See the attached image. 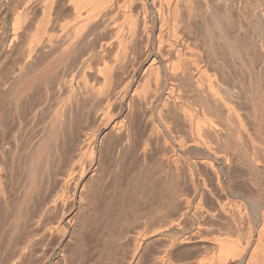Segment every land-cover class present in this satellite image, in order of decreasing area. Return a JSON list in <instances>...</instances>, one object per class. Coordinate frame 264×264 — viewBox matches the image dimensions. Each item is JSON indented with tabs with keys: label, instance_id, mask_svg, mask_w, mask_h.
Instances as JSON below:
<instances>
[{
	"label": "bare ground",
	"instance_id": "obj_1",
	"mask_svg": "<svg viewBox=\"0 0 264 264\" xmlns=\"http://www.w3.org/2000/svg\"><path fill=\"white\" fill-rule=\"evenodd\" d=\"M61 1L41 0L40 17L34 20L35 32L31 34L32 38L26 39L28 45H24V53L27 52V56L24 53L23 56L28 59L35 53L37 68L32 70V64H24L28 61L22 56L25 62L21 61L23 64L19 63V68L16 66V74L12 72L16 84L7 87L13 79V74H9L12 78L6 81L9 85L4 83L0 87L5 93L3 98L0 96L2 111L5 112L4 105L10 108L9 115L0 112V196L6 194L3 190L9 185L3 182L4 177L10 175L17 179L20 177L15 174L20 172L26 181L21 178L25 182L20 188L23 193L19 194L23 202L19 200L26 203L31 197L30 204L33 202V209H30L33 211L25 209L29 212L25 215L20 206L21 215H17L22 219V212L25 213L23 216L32 213L28 219L30 228L23 223L25 217L18 225L23 223L22 232L29 229L25 230L26 235L23 233L25 236H19L22 232L17 230L12 232L14 220L10 222L12 233L9 235L17 233L13 239L24 237L22 246L13 244L15 249L11 245L13 241L9 242L14 250H10L13 252L11 259L21 258V262L28 254L27 250L33 249L48 232L63 231L61 239L62 233L60 236L56 233L59 241L77 237V229L87 224H80L78 220H85L88 213L84 210L92 207L89 206L92 203L90 196L96 195L95 185L103 181L106 185L105 180L111 176L110 183H115L114 175L116 171L119 173L120 165L121 170H125L126 161L130 168L134 161L137 165L132 171L145 174L142 176L145 181L139 177L145 187L135 177L141 187L136 180L137 187H134L135 182L129 179L133 175L131 171L128 178L133 181L131 188H145V193L152 196L159 190L156 195L161 197L156 200L155 195L159 203L153 209V202L148 201L150 196L142 194L143 189L140 192L133 189L139 196L145 195V203H150L143 207L150 209L144 210L147 212L144 214H150L149 221L152 220L151 210L157 211V220L155 214L153 217L157 225L155 223V229L148 233L149 237L186 221L194 223L197 229L182 236L168 234V239L162 236L168 240L166 249L162 247L164 251L162 253L161 249L162 254L158 256H155L156 252L151 263L146 258L148 264H183L178 260L180 258H174V251L196 242L213 244L215 252L190 264H235L237 261L264 264V0H63L66 2L63 4L62 1L63 6ZM28 3L27 6L24 3V8L30 5ZM25 18L21 13L13 17L9 47L24 35L18 30L26 22ZM25 25L22 28L25 29ZM26 30L23 31L25 34ZM27 68L29 72L35 69L37 83L31 82L34 78L27 75L28 71L25 73ZM24 78L32 80L25 83ZM32 90L37 93H30ZM10 117L16 123L9 133L6 129L11 124ZM102 139H107V143ZM18 180L17 184L20 183ZM3 186L6 187L3 189ZM187 191L192 196H188ZM207 195L210 205L213 198V207H207V203V206L202 205ZM192 197L197 199L193 206L190 204ZM139 199L135 200L139 203ZM137 205H133L134 214L139 211L135 208ZM27 206L30 207L29 203ZM190 206L193 207L190 215L194 219L188 220ZM140 210L141 215L143 209ZM174 210L178 213L176 217L172 213L175 214ZM249 210L253 213L261 211L259 220L256 219L259 221L257 238L250 250L254 222L249 219ZM159 214L160 219L165 218L166 222L162 220L165 224H158ZM80 215L84 217L79 219ZM140 215L136 216L145 219L143 213ZM47 216L58 218L55 223L49 222L50 225L46 223ZM145 217L147 219V215ZM64 223L70 225L69 230H65L69 225ZM243 224L249 228L244 238L238 233ZM209 226L216 227V231ZM232 227L236 230L235 236L231 234L235 232ZM203 229L206 232L202 233ZM148 234L142 233L135 238V247L131 246L134 253ZM73 237L75 242L81 236L76 240ZM147 240L145 244H148ZM64 245L61 252L66 250ZM61 252L58 253L65 260L67 255L65 257L66 253ZM142 259L140 262L145 261ZM6 260L5 263L12 264L9 257ZM12 262L15 261L12 259Z\"/></svg>",
	"mask_w": 264,
	"mask_h": 264
},
{
	"label": "rangeland",
	"instance_id": "obj_2",
	"mask_svg": "<svg viewBox=\"0 0 264 264\" xmlns=\"http://www.w3.org/2000/svg\"><path fill=\"white\" fill-rule=\"evenodd\" d=\"M29 1V0H28ZM28 1L26 0V2L28 3ZM63 1V0H62ZM62 1H61V5H62ZM26 2H25V0H0V43H2V45H3V47H2V45H1V51H0V87H2V84H4V83H6L5 85L7 86V85H9V81H11L9 78H11V77H9V74H13L12 72H15V74H16V72H17V69L20 67H18V65H19V63L21 62V61H24V59L26 58V56H27V52L26 53H24L25 51V49H24V45L26 46V44L28 43L27 41H28V38H29V36H30V38H32V36H31V34L33 33L34 34V32H35V30H34V28H35V25H36V21H34V20H37L38 19V17H40V13H41V0H30L29 1V3H30V5H29V3H28V7L27 8H24V3H25V5H26ZM41 3V4H40ZM66 4V2H64L63 1V4ZM27 6V5H26ZM25 6V7H26ZM63 6V5H62ZM61 6V10H63V8L64 7H62ZM27 9H29V10H27ZM25 10H27L26 12H27V14L25 15L24 13H26L25 12ZM18 13H21L22 15H24L26 18H25V21L26 22H24V23H26V24H29V28L23 23V25H21L22 27L25 25V29L24 28H22V27H20V31L18 30V32L19 33H24V35L22 34V37H21V35H20V38H18V39H15V43L13 42V43H11V45H10V47L8 46V43H9V38H11V35H10V32L12 31V30H10L11 29V25H10V23L12 22V20H13V17L16 15V14H18ZM29 13V14H28ZM30 18H31V21H30ZM27 19V20H26ZM35 23V24H34ZM32 25V26H31ZM34 25V26H33ZM30 26H31V29H30ZM33 27V28H32ZM50 27H52L51 25H50ZM24 29V30H22V29ZM26 28L27 29H29V30H26ZM27 31L26 32V34H25V32H23V31ZM30 31V32H29ZM32 31V32H31ZM29 34V35H28ZM10 35V36H9ZM6 36V37H5ZM9 36V37H8ZM19 37V36H18ZM3 39V40H2ZM25 39V40H24ZM26 39H27V41H26ZM17 40V41H16ZM2 41V42H1ZM24 41V42H23ZM26 41V42H25ZM29 41H30V39H29ZM4 42V43H3ZM22 42V43H21ZM7 43V44H6ZM23 43H25V44H23ZM28 45V44H27ZM22 46V47H21ZM23 48V49H22ZM26 51H27V49H26ZM23 53H24V55H26V56H23ZM34 55H35V53H34ZM34 55L32 56V54H31V57H29L28 59L26 58V60L29 62V64H28V62H25L24 64H27V65H35V66H33L32 67V65H31V67L30 68H32V70H33V68H35L36 67V62H35V60H37V58L36 57H34ZM25 57V58H23V57ZM30 58H31V61H29L30 60ZM33 58H36V59H33ZM21 59V60H20ZM34 61V62H33ZM36 63V64H35ZM21 65L23 64V63H20ZM16 66L18 67V68H16ZM28 67V66H27ZM37 68V67H36ZM35 68V69H36ZM16 69V70H15ZM35 69H34V71H35ZM29 70V68H27V70H25V73H26V71H28ZM31 69H30V72L27 74L28 76H29V74H30V76L32 77V79L30 78V81L31 82H36L37 83V81H36V79H38L37 77H36V75L34 76V71H32ZM31 72H32V74H33V76L31 75ZM27 75H26V77H27ZM11 76V75H10ZM29 76V77H30ZM12 77H13V79L15 78V75L13 74L12 75ZM25 77V78H26ZM25 78H24V80H25ZM28 78V77H27ZM9 79V81H8V84H7V80ZM12 79V78H11ZM13 79H12V81H13ZM29 79V78H28ZM15 81V83H13L12 81V84H11V82H10V85L9 86H7V87H12L14 84H16V78L14 79ZM28 80H25L24 82L25 83H29L30 81H28ZM4 85V86H5ZM3 86V87H4ZM5 86V87H6ZM4 87V88H5ZM7 87L5 88V89H7ZM1 89L2 88H0V96L2 97V94L4 93V92H2L3 91V89H2V91H1ZM4 91H7V90H4ZM2 92V93H1ZM36 92V91H35ZM33 90H32V92H30V93H35ZM30 93H29V95H30ZM37 93V92H36ZM35 93V94H36ZM5 94V93H4ZM35 94H33V96L35 95ZM0 97V98H1ZM3 98V97H2ZM1 100V99H0ZM2 107V108H1ZM2 109H3V106L1 105L0 106V112H3V113H5V115H9L10 114V108L9 107H7L6 105H4V110H5V112L4 111H2ZM43 118H45V116L43 117ZM43 118H42V120H43ZM10 119H11V117H10ZM8 119V121H11V122H9V123H11V124H9V126L7 127L8 129H6L7 130V132L9 131V133L11 132L10 130H12V128H13V126H14V124L16 123L15 122V119ZM13 121H14V123H13ZM103 131V130H102ZM8 133V134H9ZM103 135V133L101 134V136ZM105 138H108V137H105ZM104 138V139H105ZM104 139H102V141L104 140ZM107 140V139H106ZM106 140H104V142L103 143H107V141ZM109 140V139H108ZM106 141V142H105ZM133 163H131V164H133V165H131L132 167L136 164V163H134V161H132ZM125 163V162H124ZM124 163H123V165H124ZM126 163H127V165L129 166V170H130V172L128 171V166L125 164L124 165V167L126 168L125 170L124 169H122V170H124V171H126V172H124V171H122L121 170V168H123L121 165H120V170H119V167L117 168V170H119L118 172L119 173H117V171H116V174L114 175V178L115 179H117L118 177V179L117 180H115L114 178V180H113V182L115 181V183H110L112 180V177L113 176H111V177H108L106 180H105V183H107L108 185H110V186H108L107 184V186L106 185H104V181L101 183L102 184V186H101V184L99 183L98 185H99V187H98V185L96 184L95 186H97V188H98V190H97V188H95V190L97 191V193H96V191H95V193L94 194H96L94 197H91V196H93V195H91L90 196V198H91V202L92 203H90L89 204V206L91 207V205H92V207L90 208V210H92V212L90 211V210H88V211H90V213L87 211V210H84V212L85 213H88L87 214V217L86 218H88V220L83 216V215H80V217H79V219L81 218V216H83L84 217V219L85 220H83V218H82V220H83V222H82V220H78V222L81 224V223H84L85 224V222L87 223V224H85L82 228L81 227H79V229H77V232L79 233H76L75 232V234L77 235V237L75 236V234H72V235H74L75 236V238L77 239L78 237H80V238H78L77 240L73 237V236H70V237H66L63 241H59V237H58V234H59V236H60V234H61V236H60V239L62 238V235H63V231L62 232H59L58 233V231L56 232V230H54L55 232H52V233H54V234H52V233H50V232H48V233H46V235L43 237V240L41 239V240H39L37 243H35V245H34V250L33 249H31L33 252L32 253H29V252H31V250L29 249V250H27V252H28V254L26 255H24V256H26V257H24L23 258V260L20 262V260H21V258H19V259H16V260H14L15 258H12L13 259V261H15V262H12V259H11V257H12V254H13V252L12 251H10V250H13V249H15V248H17L16 246H19V245H21L22 246V242H21V240H23V238L24 237H22V236H25L26 234H27V230L26 229H28V228H25V230H24V228H23V232H22V230H21V226H23V223H24V225H25V227L27 226V227H29V223L30 222H28V219H30V217H31V215H32V213L31 214H29L28 216H23L25 213V215H27L28 213H27V210L29 211L30 209H33L32 208V203L30 204V202L31 201H29L30 200V198H27V199H29V200H26V201H28V202H26V201H24V202H26V203H22L23 202V200L20 198L21 196H19V194H21V193H23L22 192V190H20V188L22 187L23 188V185H24V181H26L25 180V176L24 177H22L21 176V173L19 174V176H18V174L16 173L15 175H17V177H20V178H17V179H20V180H18V182H20V183H22V185H20V183H18L17 184V182H16V180L17 179H12V177H10V175H8L9 176V178L7 177V176H5L6 177V179H5V177H4V183L5 184H9L7 187V189H4L5 187L3 186V193H6V194H4L5 195V197H4V195H3V197H1L0 199H2V200H0L1 202H0V205L2 206V207H0V212H1V210L3 209V211H2V213H0L1 215V217H0V227H1V229H0V245L2 246H0V262H1V264H4L5 262H7L8 260H6V259H8V257H9V262L11 261V263L12 264H19V262H20V264H76L77 262V264H114L113 263V261L114 262H116L115 264H117V261H118V264H121V263H123V264H137V262H138V264H140V263H142V262H145V263H147V261H148V263L150 262H152L151 260H153L154 258H155V256H158V254L160 253V254H162L163 253V248L162 247H164L165 249H166V247H165V244H166V246H167V244H168V240L166 241L165 240V238H162V236H166V239H168V234H170V235H174V236H182V235H187V234H190V233H193V231L194 230H197L196 229V227H195V225H194V223H190L191 221H186V223L185 222H183V223H180V225L181 226H175V225H173V228H170L168 231L166 230V231H164L162 234H159V235H156V236H152V237H149V232L152 230V229H155L154 227L157 225V222L156 221H154L155 219L157 220V211H154V212H156V213H153V211L151 210V216H152V220L154 221H149L148 219V214H149V212H148V214H144V213H147V212H144V210L145 209H149V208H143L144 207V205H145V207L147 206H149V205H147L146 203H148V201L150 202H153L152 204L153 205H151V206H153V209H154V207L157 205L158 206V204H156V203H159V201H157L156 202V200L158 199L159 200V198H161V197H158L159 195H156V192H154L155 194L152 196V195H149L148 193L146 194L145 192V190L143 189V188H141V189H138L139 190V192H140V190L142 191V189L144 190V191H142V194L144 193L145 195H147L149 198H148V201L145 203V201L144 200H146L145 199V195L143 196L141 193V195L139 196V194H138V191H137V193L136 192H134L133 191V189L135 190L136 188H134V187H137V185H139L140 187H141V184H140V182H138L139 180H141V183H142V187H145V183L143 184V181H145V179H144V177H142L143 175H145V174H143L144 172L142 171V174L143 175H139L138 173H137V171L136 172H134V171H132L133 169H132V167L130 168V163H129V161H126ZM137 165V164H136ZM134 168V170L136 169V167L134 166L133 167ZM121 171H122V174H121ZM131 171H132V173H133V175L132 174H130L131 173ZM124 173H126V174H124ZM128 173V174H127ZM117 174H121V176H117ZM129 174H130V178H129ZM135 174V175H134ZM23 175V174H22ZM138 177H137V176ZM13 177H16V176H14V175H12ZM116 176H117V178H116ZM128 176V177H127ZM122 179H121V178ZM138 180V178L139 177H141V178H143V181H142V179L141 178H139V180L137 181L135 178ZM12 180H11V179ZM21 178H22V180H24V181H21ZM109 178H111V179H109ZM128 178L130 179V180H133L134 182H135V180L139 183V184H137L136 185V183L137 182H135V183H133V185H134V187H132L131 188V186H130V184L132 185V182L133 181H130V180H128ZM134 178V179H133ZM37 180L35 181V182H37L38 181V177L36 178ZM120 179V180H119ZM7 180H9V182L7 181ZM122 180V181H121ZM128 180V181H127ZM8 183H7V182ZM15 181V182H14ZM106 181H108V182H106ZM118 181L120 182L119 184L122 186H118ZM130 181V182H129ZM127 182V183H126ZM17 185H16V184ZM123 183H125V184H123ZM4 184V185H5ZM36 184V183H35ZM113 184H115L114 186H113V188H112V186L111 185H113ZM18 185H20V186H18ZM124 185V186H123ZM126 185V186H125ZM132 185V186H133ZM136 185V186H135ZM118 188H117V187ZM128 186L130 187V189L128 188ZM138 186V187H139ZM15 187V188H14ZM102 187H104L103 189H102ZM119 187L121 188V190H124V192L123 191H121L120 189H119ZM125 189H124V188ZM21 188V189H22ZM106 188V189H105ZM123 188V189H122ZM126 188H127V190H126ZM188 188V190L190 189V187L188 186L187 187ZM11 189V190H10ZM119 189V190H118ZM136 189V190H137ZM5 190H7L6 192H5ZM17 190V191H16ZM20 190V191H19ZM11 191V192H10ZM16 193H14V192ZM99 191V192H98ZM121 191V195L120 194H118L119 192ZM191 191V190H190ZM10 192V193H9ZM21 192V193H20ZM117 192V193H116ZM125 192H127L126 194H125ZM148 192V191H147ZM9 193V194H8ZM14 193V194H13ZM157 193H159V190H158V192ZM187 194H188V196H192L191 194L189 195V191H187L186 192ZM12 194V195H11ZM131 194H133V195H131ZM138 194V195H137ZM153 194V193H152ZM2 195V194H1ZM15 195V196H14ZM101 195V196H100ZM130 195V196H129ZM139 196V197H137V196ZM155 195L157 196V198H156V200H155ZM103 196V197H102ZM107 196V197H106ZM111 196V197H110ZM18 197V198H17ZM101 197V198H100ZM141 197H143V199L141 198ZM208 197H210V196H208L207 195V202H206V200H204L203 199V201H205V203L203 202V201H201L200 203H202V205H206V203L208 204V203H210V198H208ZM3 198H5L4 200L5 201H3ZM9 198V199H8ZM12 198V199H11ZM19 198H20V200L22 201H20L19 200ZM92 198L94 199V201H92ZM103 198V199H102ZM137 198V199H141V201L143 202V206L141 205L140 206V204L142 203H140V199H139V203L137 202V200H135V199ZM147 198V197H146ZM150 198H153V199H150ZM212 198V197H211ZM16 199V200H15ZM104 199H106L105 201H104ZM108 199V200H107ZM113 199V200H112ZM117 199V200H116ZM150 199V200H149ZM190 199H191V197H190ZM196 198L195 197H192V202L193 203H190L192 206H193V204H194V201H196L195 200ZM9 200V201H8ZM19 200V201H18ZM116 202H115V201ZM132 200V201H131ZM136 201V203L143 209V212H141V215H142V213H143V215H142V217H144L145 219H146V217H145V215H147V219L145 220V219H143V218H141V217H137L136 215L138 214V215H140L138 212L139 211H142V210H140L141 208H139L138 207V205L137 204H134L133 203V201ZM152 200H155V201H152ZM161 200V199H160ZM212 200V202H214V200H213V198L211 199ZM18 201V202H17ZM95 201L97 202V203H95ZM98 201H100V202H98ZM134 201V202H135ZM209 201V202H208ZM17 202V203H16ZM19 202H21V203H19ZM103 202V203H102ZM105 202V203H104ZM108 202V203H107ZM119 202V203H118ZM128 202H129V204H128ZM150 202V203H151ZM155 202V203H154ZM212 202H211V205L210 204H208V206L207 207H210V206H214V204L212 205ZM7 203H9V204H7ZM14 203V204H13ZM28 203H29V205H30V207L29 206H27L28 205ZM101 203V204H100ZM112 203V204H111ZM150 203H148V204H150ZM16 204V205H15ZM27 204V205H26ZM105 204V205H104ZM117 204V205H116ZM124 204V205H123ZM131 204H132V206H131ZM156 204V205H155ZM5 205V206H4ZM14 205V206H13ZM96 205V206H95ZM119 205V206H118ZM133 205H137L135 208H136V210L138 209L139 211H137V214H136V212H135V214H134V207H133ZM210 205V206H209ZM23 206V210H25V209H27V210H25V213L23 214V212H22V217L24 218V220H23V218L21 219V218H19V217H17V215L19 214V210L21 209L22 210V208L21 207ZM27 206V208H25V207ZM95 208H94V207ZM122 206V207H121ZM131 206V207H130ZM150 206V207H151ZM156 206V207H157ZM192 206H190L189 207V214H188V220L190 219H194V217L192 218V215H190V214H192V213H190V211L192 212ZM5 207V208H4ZM28 207H29V209H28ZM97 207V208H96ZM100 207V208H99ZM103 207V208H102ZM110 207V208H109ZM138 207V208H137ZM192 207V208H191ZM18 208V209H17ZM112 208V209H111ZM126 208V209H125ZM130 208H131V210H130ZM133 208V209H132ZM88 209V208H87ZM100 209V210H99ZM102 209H103V211H102ZM111 209V210H110ZM125 209V210H124ZM158 208H156V210H157ZM4 210L6 211V212H4ZM258 210H260V208L258 209ZM30 211H33V210H30ZM95 211V212H94ZM99 211V212H98ZM110 211V212H109ZM149 211H150V209H149ZM175 211V210H174ZM12 212H13V214H12ZM15 212H17V213H15ZM84 212H82V213H84ZM108 212H109V214H108ZM8 213V214H7ZM98 213H101V214H98ZM173 213V216L174 217H176V215L178 214L176 211H175V214H174V212H172ZM261 213V211H258V212H256V211H254V213L251 211V210H249L248 211V216H251V217H249V219L250 218H252V221L254 222L253 223V226L251 227L252 229V243L249 245V247H248V250H250L251 249V246L254 244V240L257 238V228H258V223H259V221H257L256 222V219L257 218H259L260 217V214ZM7 214L8 216H5V215ZM11 216H10V215ZM96 214V215H95ZM153 214V215H152ZM156 215V217H155V219H153V217ZM161 214H162V212H161ZM3 215V216H2ZM15 215V216H14ZM19 215H21V213L19 214ZM51 215V214H50ZM85 215V214H84ZM89 215V216H88ZM91 215V216H90ZM133 215V216H132ZM137 217V219H135L136 217ZM140 215V216H141ZM150 215V214H149ZM49 216V215H48ZM48 216H47V219H46V223H49V222H52V223H55L56 222V219L58 218H54V217H52V218H54V219H49L48 218ZM53 216H55V214H53ZM132 217V219H133V217H135L134 219H135V221L136 222H134V221H132V219H131V217ZM151 216H149V217H151ZM8 217V218H7ZM17 217V218H16ZM96 217V219H94ZM158 224H160L161 222L163 223V221L164 222H166V220H165V218H163V216L161 217V219H160V214L158 215ZM173 217V218H174ZM190 217V218H189ZM255 217V218H254ZM5 218V219H4ZM138 218L140 219V220H138ZM245 218H246V216H245ZM7 219V220H6ZM12 219L14 220V221H16L15 223H14V221H12ZM104 219V220H103ZM118 219V220H117ZM131 219V220H130ZM133 219V220H134ZM143 219V220H142ZM207 219V218H206ZM2 220V221H1ZM18 220V221H17ZM21 220L22 221H24L23 223H21L20 224V226H18L19 225V223L21 222ZM48 220V221H47ZM50 220V221H49ZM55 220V221H54ZM90 220V221H89ZM130 220V221H129ZM138 220V221H137ZM163 220V221H162ZM246 221H247V219H245ZM255 220V221H254ZM257 220H259V219H257ZM12 221V223H13V229H14V231H13V229L11 230L12 232H15V230H17V231H19V233H21L22 232V234H19V236L20 235H22L19 239L15 236V238L13 239V237H14V235H16V234H13V236L12 235H9L10 233H12V232H10V230L9 229H11L10 227L12 226V223L10 224V222ZM30 221V220H29ZM131 221H132V223H131ZM193 221V220H192ZM245 221V222H246ZM4 222V223H3ZM25 222H27V224L25 223ZM77 222V225L79 224ZM89 222V223H88ZM90 222H92V223H90ZM104 222V223H103ZM112 222V223H111ZM117 222V223H116ZM160 222V223H159ZM188 222V223H187ZM244 222V223H245ZM52 223H49L50 225L52 224ZM100 223V224H99ZM102 223V224H101ZM110 225H109V224ZM155 223H156V225H155ZM190 223V224H189ZM66 226H68L69 224L68 223H64ZM71 224V223H70ZM79 224V225H80ZM104 224V225H103ZM127 224V225H126ZM163 224H165V223H163ZM182 224H187V225H182ZM189 224V225H188ZM248 224V223H247ZM247 224H243L239 229V234H240V236L242 237V238H244L246 235H247V232H248V230H249V228H248V226H247ZM4 225H6V226H4ZM49 225V226H50ZM77 225H76V228H77ZM83 225V224H82ZM90 227H89V226ZM191 225V226H190ZM193 225V226H192ZM249 225V224H248ZM16 226H18L19 227V229L20 230H18V227H16ZM74 226V225H73ZM158 226H161V225H158ZM182 226L183 227H185V228H182ZM187 226V227H186ZM240 226V225H239ZM15 227H16V229H15ZM24 227V226H23ZM180 227H181V229H180ZM194 227V228H193ZM210 228H211V230L212 231H216V227H211V226H209ZM30 228V227H29ZM84 228V229H83ZM87 228V229H86ZM157 228V227H156ZM176 228V229H175ZM3 229V230H2ZM51 229L53 230V228L51 227ZM50 229V230H51ZM69 230L70 229V225H69V227H66V229L65 230ZM90 229H91V231H90ZM129 229V230H128ZM209 229V228H208ZM29 230V229H28ZM51 230V231H52ZM76 230V229H75ZM79 230V231H78ZM81 230V231H80ZM88 230V231H87ZM127 230V231H126ZM176 230V232H174ZM178 230V231H177ZM180 230V231H179ZM191 230V232H188V231H190ZM204 230V229H203ZM203 230H201V232L203 231ZM210 229H209V231H211ZM231 230H232V232L235 230L234 229V227H232L231 228ZM7 231H8V233H7ZM85 231H87V232H85ZM173 231V232H172ZM187 232L186 234L185 233H181V232ZM211 231V232H212ZM25 232V235H23V233ZM81 232V233H80ZM124 232V233H123ZM127 232V233H126ZM171 232V233H170ZM194 232H196V231H194ZM204 232H206L205 230L202 232V233H204ZM5 233V234H4ZM56 233H58V234H56ZM89 233H90V236H89ZM142 233H145V234H148V235H146V236H144L143 237V241H142V243H141V245H140V247L138 248V251H135V253H134V250H133V247H135V246H133L134 244L133 243H135L136 242V239H137V237H140V235L142 234ZM151 233V232H150ZM213 233V232H212ZM236 233V230H235V232L234 233H231V234H234V236L236 235L235 234ZM3 234V235H2ZM49 234V235H48ZM93 236H92V235ZM167 234V235H166ZM205 234H207V233H205ZM54 235H56V236H54ZM79 235V236H78ZM161 235V236H160ZM2 236V237H1ZM10 236V237H9ZM18 236V235H17ZM18 236V237H19ZM54 236V237H53ZM83 236V237H82ZM88 236V237H87ZM233 236V235H232ZM12 237V238H11ZM47 237V238H46ZM48 237H49V239H48ZM72 237L74 238V240H76L75 242L74 241H72L73 239H72ZM157 237V238H156ZM158 237H160V238H158ZM2 238V239H1ZM11 238V239H10ZM88 238V239H87ZM136 238V239H135ZM153 238H156V239H153ZM3 239H4V241H3ZM16 239V240H15ZM67 239V240H66ZM69 239V240H68ZM82 239V240H81ZM147 239H150V240H152V241H149V240H147ZM13 241V242H11V243H9L10 241ZM15 240V241H14ZM19 240V241H18ZM52 240V241H51ZM82 241L81 243H78V242H80V241ZM84 240V241H83ZM89 240V241H88ZM93 240V241H92ZM148 241V244H145V243H147V242H145V241ZM67 241V242H66ZM70 241V242H69ZM78 241V242H77ZM165 241V242H164ZM21 242V243H20ZM46 242V243H45ZM48 242V243H47ZM65 242V243H64ZM86 242V243H85ZM88 242H90V243H88ZM17 243L18 245H16V246H14L15 244ZM20 243V244H19ZM53 243V244H52ZM75 243H78V245L76 244L75 245ZM144 243V244H143ZM12 245V247L14 246V248L13 249H11L12 247H11V245ZM14 244V245H13ZM38 244V245H37ZM52 244V245H51ZM67 246H65V245ZM68 244V245H67ZM80 244V245H79ZM86 244V245H85ZM132 244V245H131ZM151 244H152V246H151ZM159 245V246H157V245ZM193 243H191V244H188L186 247H178V248H176V250L173 252V254H175L174 255V258H175V256H176V259H178V258H180V259H178L180 262H182L183 264L185 263V264H190V263H195V261L194 260H196V262H197V260H199V258L200 259H202L203 260V258L205 259V258H207V257H209V254H211L212 252H215L214 250V246H213V244H210L209 245V243H205V244H203V243H194L193 245H192ZM198 244V245H197ZM202 244V246H200ZM7 245H9L8 246V248L6 247ZM62 245H64L65 247V249L66 250H64V252H61V250H62ZM95 246V247H93V246ZM120 245H122L121 247H120ZM206 245V246H205ZM212 245V246H211ZM71 246V247H70ZM87 246V247H86ZM131 246H133V247H131ZM146 246V247H145ZM161 246V247H160ZM190 246V247H189ZM11 247V248H10ZM47 247V248H46ZM49 247H51V248H49ZM145 247V248H144ZM147 247L148 248H150L151 250H153V252H151V250L150 249H147ZM160 247V249H158ZM195 247V248H194ZM201 247V248H200ZM213 247V248H212ZM10 248V249H9ZM19 248V247H18ZM60 248V249H59ZM63 248V249H64ZM83 248V249H82ZM130 248V249H129ZM141 248V249H140ZM189 248V249H188ZM203 248V249H202ZM8 249V250H7ZM43 249H46V250H43ZM74 249H75V251H74ZM90 251H89V250ZM94 249V251H92ZM125 249H129L128 251L126 250L125 251ZM147 249V250H146ZM156 249H157V251H156ZM161 249H162V253L160 252L161 251ZM206 249V250H205ZM214 249V250H213ZM35 250H37V252L35 251ZM72 250V251H71ZM78 250V251H77ZM82 250V251H81ZM118 252H117V251ZM132 250H133V253H131L132 252ZM141 250H143V251H141ZM3 251V252H2ZM14 251V250H13ZM39 251V252H38ZM41 251V252H40ZM66 251V252H65ZM74 251V252H73ZM187 251V252H186ZM190 251V252H189ZM2 252V253H1ZM9 252H12L11 254L9 253ZM27 252H25V253H27ZM58 252H61V253H66V254H64L65 255V257H66V255H67V257H66V259H65V257L63 256V258L65 259V260H62L61 259V257H60V253H58ZM72 252V253H71ZM123 252H125V253H123ZM142 254H141V253ZM148 252V253H147ZM150 252V253H149ZM157 252V253H156ZM181 252H182V255H181ZM8 253V254H7ZM44 255H43V254ZM81 253V254H80ZM129 253V254H128ZM155 253H156V255H155ZM190 253V254H189ZM32 254V255H31ZM71 254V255H70ZM77 254L79 255V256H77ZM94 254V255H93ZM122 254V255H121ZM130 254H131V256H132V254H134V256H132V258H131V256H130ZM136 254V255H135ZM138 254H140V256H138ZM150 254V255H149ZM153 254V255H152ZM180 254V255H179ZM213 254V253H212ZM211 254V255H212ZM10 255V256H9ZM29 255V256H28ZM47 255V256H46ZM75 257H74V256ZM87 255V256H86ZM92 255V256H91ZM125 255V256H124ZM127 255H129V256H127ZM155 255V256H154ZM184 255V256H183ZM189 255V256H188ZM195 255V256H194ZM206 257H205V256ZM42 258H40V257ZM68 256H70V257H68ZM128 257V259H127V257ZM140 257V258H138V257ZM35 257V258H34ZM60 258V259H56V258ZM94 257V258H93ZM130 257V258H129ZM136 257H137V259H136ZM2 258H3V260H2ZM29 258V259H28ZM38 258V259H37ZM80 258V259H79ZM89 258V259H88ZM93 258V259H92ZM119 258V259H118ZM125 258H126V260H125ZM141 258H145V261L143 260L142 262H140L141 261ZM146 258H148V260H146ZM26 259H28V261L26 260ZM45 259V260H44ZM70 259H72V260H70ZM78 259V260H77ZM83 259V260H82ZM99 259V260H98ZM113 261H112V260ZM133 259V260H132ZM192 259V260H191ZM67 260V261H66ZM103 260V261H102ZM105 260V261H104ZM110 260H111V262H110ZM125 260V261H124ZM130 260V261H129ZM136 260V261H135ZM17 261V262H16ZM30 261V262H29ZM34 261V262H33ZM71 261V262H70ZM81 261V262H80ZM88 261H89V263H88ZM92 261V262H91ZM123 261V262H122ZM134 261V262H133ZM177 261V260H176ZM191 261H193V262H191ZM33 262V263H32ZM58 262H60V263H58ZM62 262V263H61ZM102 262V263H101ZM104 262H106V263H104ZM128 262V263H127ZM131 262V263H130ZM133 262V263H132ZM140 262V263H139ZM239 261H237V262H235V264H240L241 262H239ZM147 263V264H148ZM5 264H10V263H5ZM142 264H144V263H142ZM197 264V263H196ZM215 264H217V263H215ZM242 264V263H241Z\"/></svg>",
	"mask_w": 264,
	"mask_h": 264
}]
</instances>
